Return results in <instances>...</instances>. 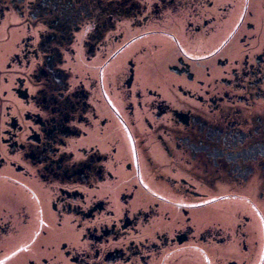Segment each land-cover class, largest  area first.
Wrapping results in <instances>:
<instances>
[{
	"label": "flooded vegetation",
	"instance_id": "af4514ba",
	"mask_svg": "<svg viewBox=\"0 0 264 264\" xmlns=\"http://www.w3.org/2000/svg\"><path fill=\"white\" fill-rule=\"evenodd\" d=\"M0 264H264V0H0Z\"/></svg>",
	"mask_w": 264,
	"mask_h": 264
}]
</instances>
